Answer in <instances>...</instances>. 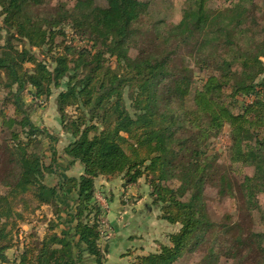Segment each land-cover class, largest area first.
<instances>
[{
	"label": "trees",
	"instance_id": "obj_1",
	"mask_svg": "<svg viewBox=\"0 0 264 264\" xmlns=\"http://www.w3.org/2000/svg\"><path fill=\"white\" fill-rule=\"evenodd\" d=\"M151 4L0 0V264H106L100 177L144 179L176 226L129 264H177L197 247L195 264H264V0H182L173 21ZM33 99L54 102L71 137L62 154ZM226 125L222 164L212 139ZM61 159L83 173L63 175ZM209 189L232 200L218 221ZM40 209L43 234L10 259Z\"/></svg>",
	"mask_w": 264,
	"mask_h": 264
},
{
	"label": "rangeland",
	"instance_id": "obj_2",
	"mask_svg": "<svg viewBox=\"0 0 264 264\" xmlns=\"http://www.w3.org/2000/svg\"><path fill=\"white\" fill-rule=\"evenodd\" d=\"M97 1L103 5L106 4V0ZM181 1L182 0H152L151 14L158 19H165L167 21L177 20L180 16ZM260 18L264 19V9L260 12ZM132 52L135 51L132 50ZM1 95L0 91V97ZM24 96L29 102L33 98L32 94H29L27 91L24 92ZM33 100L32 120L41 128L50 130V137H48L47 134L46 136H41V138H47L48 144L50 146L54 144L60 152L59 154H62L64 147L69 142V135L63 131L62 126L58 122L59 115L56 112L54 102L51 101L48 105L43 103L44 106H41L40 100ZM212 142L214 143L215 151L220 155V162L222 164H228V147L231 144L229 126L226 125L220 135L212 139ZM47 155L51 156V152L48 151ZM144 188L146 190L145 192H147L145 194H148V187L141 185L138 187V191H136V188L133 190L134 194H128L122 198L117 197L112 200V198L108 196L111 194L110 191H103L102 188L97 185L95 196L102 209V216L100 219L103 224L102 231L104 235L101 239V244L103 248L107 250L108 262H106V264H115L116 261L121 262V260H123L124 264H129L130 260L135 255L156 250L158 248L157 241L168 243L167 233L176 229V226H172L160 219L159 216L161 213L156 207L151 205L150 198H147L145 204L141 203L139 207L134 206V199H140L141 195L144 194ZM208 198H210L213 217L217 221L222 218L227 210L232 208V200L217 195L216 189H209ZM70 206L73 205L69 202V206L67 207L70 208ZM126 206L129 208H125ZM42 214L43 210L40 209L32 215V219H30L29 222L21 223L22 226L15 237L17 245L13 249L18 248L22 243L24 244L28 239L27 236H29V233L33 230H37L40 235L43 234V221L40 220ZM65 215L66 213H63V216ZM68 217L67 215L66 218ZM72 225H74V223H72ZM112 239V253L110 254L108 248L109 243L105 244V241H111ZM13 249H11V252ZM118 249L120 250L118 252L124 255V257L122 255L123 259H121V256H118L120 254L116 253ZM15 254V252H13V254L10 253V259H16ZM201 255V248L197 247L193 252L183 256L177 264H195Z\"/></svg>",
	"mask_w": 264,
	"mask_h": 264
},
{
	"label": "crops",
	"instance_id": "obj_3",
	"mask_svg": "<svg viewBox=\"0 0 264 264\" xmlns=\"http://www.w3.org/2000/svg\"><path fill=\"white\" fill-rule=\"evenodd\" d=\"M58 122L61 125L59 116H58ZM70 140H71V137L68 136V141L70 142ZM60 164H61V167H62V170H61L62 174L65 175V176H77L78 177L84 171V168H83V166H82V164L80 162H76L72 166H67V161H65L64 159H61L60 160ZM140 184L143 185L144 187H148V190H147L148 194H145L147 192H145L146 190L144 188V190H143L144 194L141 195L140 199L139 198H135L134 199L135 200V203H134L135 207H139V205L141 203L145 204L147 198H149V192H150L149 191V186L146 184L144 179H141ZM97 185L100 186L103 191H107V192L110 191L111 194L108 195V196H109V198L111 197L112 200H114L117 197L122 198V197H124L125 195H128V194H134L133 190L136 188V191H138V187L141 186V185L137 184V185H128L127 187H125L124 186V180L121 179V178H117V179H114V180H107L104 177L98 178V180L96 181V186ZM59 199H60L59 200L60 201V205H62L63 207L69 206V202L71 203V205L73 204V201H69L68 198L65 197V196H61ZM126 205H128V204H126ZM125 208L128 209L129 207L126 206ZM42 229L44 230V227H42ZM113 239L111 241H109V240L105 241V244L109 243L108 244V248H109V253L110 254L112 253L111 246H112ZM14 250L15 249H13L12 252L10 250L8 255L10 253L13 254ZM118 251H120V250L118 249L116 251V253L120 254L118 256H121V259H123L124 255L121 254V252L119 253ZM122 255H123V257H122ZM107 262H108V260H107ZM122 263H124L123 260H121V262H117V261L115 262V264H122ZM81 264H96V261H95V259L92 256L86 254L83 257V262Z\"/></svg>",
	"mask_w": 264,
	"mask_h": 264
},
{
	"label": "built area",
	"instance_id": "obj_4",
	"mask_svg": "<svg viewBox=\"0 0 264 264\" xmlns=\"http://www.w3.org/2000/svg\"><path fill=\"white\" fill-rule=\"evenodd\" d=\"M21 245H23V243ZM20 251H21L20 248H15V250H14V252L16 253L15 254V257H18L19 256Z\"/></svg>",
	"mask_w": 264,
	"mask_h": 264
}]
</instances>
